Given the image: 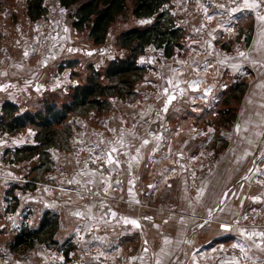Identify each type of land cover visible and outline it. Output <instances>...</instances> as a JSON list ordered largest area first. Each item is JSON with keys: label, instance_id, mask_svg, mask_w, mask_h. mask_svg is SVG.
<instances>
[{"label": "crops", "instance_id": "obj_1", "mask_svg": "<svg viewBox=\"0 0 264 264\" xmlns=\"http://www.w3.org/2000/svg\"><path fill=\"white\" fill-rule=\"evenodd\" d=\"M257 2L260 7L246 8L243 0H235V3L233 0H186L182 7H178L175 0L170 1L168 7L175 15L177 25L182 26L186 34L194 31L197 35L194 34L192 39L191 36L187 37L190 41L186 39L185 42L188 50L185 59L179 65L173 62L177 70L172 69L174 75L171 76L179 81L169 85L173 93L187 95L198 92L204 97L205 92L217 90L214 87L223 73L241 74L246 66L254 62L256 66H264V20L260 19L264 16V0ZM248 22L255 29L252 41L245 49L241 38L239 41L235 38L232 43L235 54L229 60H224L221 54L225 50L219 46L229 42L238 31H245ZM57 34L53 32L52 35ZM22 37L26 38L24 35ZM193 49L197 53L192 52ZM7 64L9 67V62ZM164 67L166 64L162 70H165ZM66 74L57 80L56 88L62 87L60 83L72 82L69 73ZM40 81L30 87L22 84L16 90L10 86L5 89L1 87L0 114L5 101L16 103L18 113L42 108L45 103L33 108L34 96L29 89L36 92L41 86V90L47 92L54 91L55 87ZM151 84L159 86L161 82L155 80ZM219 84L222 88V83ZM153 89L149 88V95L157 98ZM151 113L152 108L141 106L133 100L119 103L116 108L114 105L106 113L110 118L102 116L96 122L93 120V124L82 119L84 117H77L76 123L86 125L84 128L90 133L83 136L72 134L66 148H53V168L51 172H46V183L38 184L32 190L16 191L14 195L18 204L9 210L7 206L11 201L6 196V190L14 182L24 179L16 168L23 167L27 161L4 163L1 157L0 249H5L0 251V264H64L60 246L65 241L73 244L74 251L69 252L70 256L73 253L79 255L80 261H83L81 264H238L228 257L220 259L219 251L227 247L218 246L229 236L236 237L235 231H208L211 225L204 223L208 220L205 219L204 207L224 203L220 202L222 187L213 182L201 183L194 194L188 188L187 161L192 156L186 143L191 136L194 140L201 136L212 138L215 128L213 132L210 129L198 131L194 127V120L187 117L165 119L163 123H157L154 118L152 125L156 124L155 132H151L148 127L152 121ZM111 116H115L114 119L111 120ZM144 124L148 125V130L142 134V129L138 133ZM5 137L0 133V151L12 149V141ZM31 140L32 133L28 139L17 143L21 145ZM73 148L79 152L73 154ZM113 148L117 151L112 152ZM194 157L198 159L201 155ZM110 158L113 163L108 162ZM97 165L105 174L95 171L93 166ZM42 175L45 176V173ZM162 206L165 207L164 211L157 209ZM169 206L176 209L171 211ZM47 211L58 217L59 226L54 239L59 244L53 248L36 243L27 248L25 258L21 259L20 253L16 254L21 248L11 250L9 242L23 227L38 228ZM209 214L213 217L212 213ZM126 220L137 221L139 227L126 223ZM215 221L221 223L225 220L219 218ZM242 233L250 234L258 244L254 241L248 243L246 241L250 240L244 238L246 252L264 260V242L259 233L256 236H253L254 231ZM213 239L218 242L210 245Z\"/></svg>", "mask_w": 264, "mask_h": 264}, {"label": "rangeland", "instance_id": "obj_2", "mask_svg": "<svg viewBox=\"0 0 264 264\" xmlns=\"http://www.w3.org/2000/svg\"><path fill=\"white\" fill-rule=\"evenodd\" d=\"M175 3L178 7H182L186 4V0H175ZM43 5L47 8L46 14L36 20H30L27 14V0H0V88L5 89L10 86L16 90L22 84L30 87L39 80L48 86H54L58 84L56 82L60 77L62 79L67 75L66 73H69L68 76L72 82L60 83L62 87L56 88L54 86V91L48 90L46 92V90H41V86L36 92L29 89V93L34 96L33 108L50 102H54L60 108L61 102L66 101L67 95L73 87L86 83L91 68L101 72L108 62L116 57L124 56V50L117 44L119 33L144 22L135 18L132 13V2L129 0L125 11L118 15L110 25L107 42L102 45H95L88 36V30L78 31L72 27L71 13L75 6L65 8L60 5L59 0H44ZM178 21L181 23L180 19ZM245 25V31H238L229 42H224L219 46L225 50L221 54L224 56V60H229L235 54L234 46H232L235 38L236 41L241 38L240 42L245 49L252 41L255 29L252 28L251 22ZM53 32H57V36H53ZM194 34V31H189L188 34L185 32L183 48L171 58L161 57L154 46L147 47L145 53L141 54L138 59L139 63L147 68L146 73L133 86V94L128 95L126 99H121L118 96L109 97L110 107L105 110L92 109L84 115H69L65 122L58 125L62 131V136L66 134L68 136L66 135L67 139L66 141L63 140L64 143L61 144V147L57 148H66L68 139L72 134L83 136L90 133L88 129L84 128L86 125L76 123L77 117H84L82 119L93 124L102 116L110 118L106 113L114 105L116 108L119 103L132 102L133 100L140 103L141 106L152 108L150 115L152 121H150L149 126L144 124L140 127L138 133H141L142 129L144 130L142 134L145 133L148 127L151 132H155L156 124L152 125L154 118H156L157 123H163L165 119L187 117L194 120V127L198 128V131L210 129V132H213L215 128L214 138L201 136L194 140L191 136L189 137L190 141L186 143V147L192 156L187 161L189 172L187 175L190 178L189 191L196 193L201 183L206 182H213L222 187V200L220 202L224 201V203L204 207L206 210L205 219H208L204 223L211 225L207 229L208 231L222 232L233 229L237 235L236 237L229 236L230 240L226 239V241L219 242L218 246L227 247V249L222 248L219 251L220 259L228 257L238 264H264L261 257L249 255L245 249V242L243 243L244 238L250 240L246 241L248 243L255 242L256 239H253L250 234L242 233L254 231L253 236H256V233L259 235L264 233V66H256L254 62L246 66L244 73H223L218 77L217 85L214 87L217 90L205 92L207 94L204 97L197 94L198 92L187 95L175 94L172 91L173 88L169 87V85H175L179 82L171 76L174 75L173 71L177 70L174 63L179 65L185 59L184 56L188 53L185 46L186 39L190 41L187 37L191 36L192 39ZM22 35L26 38L23 39L22 37L21 39ZM192 52L197 53L194 49ZM252 61H254V57H252ZM163 64H166L165 70H162ZM172 69L174 70L171 71ZM190 69L192 68L190 67ZM146 76L153 77L145 78ZM155 80L161 84L159 86L151 84V81ZM219 83H222V88ZM150 87L154 88L152 92H156L155 96L158 95L159 98L150 97ZM170 97H175L171 101L172 104L168 103ZM186 106L190 108L187 109ZM37 110L38 108L33 112ZM128 112H132V110ZM114 117L111 116V120ZM232 128L235 129L233 130L235 132L232 131ZM0 133L6 135L5 138L8 141L11 140L13 145L12 149L0 151V158L2 157L4 163L17 164L18 162H11L14 158V149L18 146L33 144L36 132L33 127L29 126L16 135H10L2 128H0ZM30 133H32L31 142L21 145L17 143L28 139ZM52 150L53 148L48 150L50 158ZM72 150L73 154L79 152L77 148ZM198 154L201 157L195 159L194 156ZM26 161V165L16 168L18 174H22L24 179L14 182L8 188V190L13 188V197H16L14 195L16 191H23L22 187L24 188L26 184H29V187L34 186L32 188L34 189L38 184H45L47 181L46 174L48 172L44 176L40 174L41 172L33 171L34 166L39 162L38 156ZM220 161L222 162L219 166ZM45 167H48V164ZM49 167L52 170L53 165L51 164ZM93 168L98 173L105 174L100 165L93 166ZM51 170L49 171L51 172ZM6 200L10 202L8 199ZM14 204L15 200L11 199L7 209L14 208ZM169 207L171 211L176 209L173 206ZM157 209L164 211L165 207H157ZM209 213H212L213 217ZM219 218H223L225 221H221V223L215 221ZM260 236L263 243L264 236ZM230 241H232L231 244H229ZM11 242L12 240L9 242V248ZM212 242L210 245L216 244L218 240L213 239ZM256 245L258 244L256 243ZM56 246L50 247L56 248ZM60 248L63 251L65 247L61 244ZM4 249H0V251ZM27 250L26 247H22L16 254L20 253L21 259H23ZM70 253L68 258L64 256V264L83 263L80 261L79 255L73 253L70 256ZM2 257L4 258L3 255Z\"/></svg>", "mask_w": 264, "mask_h": 264}, {"label": "trees", "instance_id": "obj_3", "mask_svg": "<svg viewBox=\"0 0 264 264\" xmlns=\"http://www.w3.org/2000/svg\"><path fill=\"white\" fill-rule=\"evenodd\" d=\"M129 0H59L61 6H75L71 13L72 27L78 31L88 30V36L95 45L105 44L108 40L109 27L118 15L126 9ZM171 0H131L132 13L135 18L144 23L127 28L119 33L117 44L124 50L123 57H116L99 72L94 68L89 71L86 83L77 85L69 91L66 101L59 108L55 103H47L35 112L18 113V105L5 101L1 107L0 128L10 135H16L26 127L35 130L34 143L14 149L11 162H23L35 156L39 162L33 171L48 172L52 164L49 149L61 147L67 136H62L58 127L69 115H84L92 109L105 110L110 107L109 97L118 96L126 99L133 94V86L146 73V67L138 61L149 46H154L161 57L171 58L183 48L185 31L177 25L170 7ZM44 0H27V14L30 20H36L46 14ZM65 139V140H64ZM64 140V141H63ZM63 141V142H62ZM48 164V167L44 166ZM29 184L22 190L32 189ZM13 189V188H12ZM12 189L6 190V195L15 200ZM13 197V198H12ZM59 226L58 217L47 211L41 218L38 228L23 227L12 238V250L22 247L31 248L36 243L48 246L58 245L54 239ZM63 254L68 258L74 249L73 244L66 241Z\"/></svg>", "mask_w": 264, "mask_h": 264}, {"label": "snow or ice", "instance_id": "obj_4", "mask_svg": "<svg viewBox=\"0 0 264 264\" xmlns=\"http://www.w3.org/2000/svg\"><path fill=\"white\" fill-rule=\"evenodd\" d=\"M233 2L235 3V0H233ZM243 5L246 8H258V7H260V3H258L257 0H252V3H249V0H243ZM218 7L223 8L224 5H218ZM236 10L237 9H232V11H236ZM260 19L264 20V16H261ZM25 55H27V53H25ZM241 55H243V53H241ZM206 94L207 93H205V95ZM174 98L175 97H170L169 100H168V103H171V100L174 99ZM165 111H167V109H165ZM144 143L147 144L148 141L145 140ZM116 151H117V149H115V148L112 149V152H116ZM108 162L109 163H113L114 161L110 158ZM117 183H119V181H117ZM77 215H79V213H77ZM113 215H115V214L113 213ZM146 219H151V218L150 217H146ZM125 222L133 224V225H136L137 227H139L137 221H135V220H126ZM223 227L226 228L227 226H223ZM260 235L264 236V233H260ZM241 251H243V249H241Z\"/></svg>", "mask_w": 264, "mask_h": 264}, {"label": "bare ground", "instance_id": "obj_5", "mask_svg": "<svg viewBox=\"0 0 264 264\" xmlns=\"http://www.w3.org/2000/svg\"><path fill=\"white\" fill-rule=\"evenodd\" d=\"M194 194V193H193Z\"/></svg>", "mask_w": 264, "mask_h": 264}]
</instances>
